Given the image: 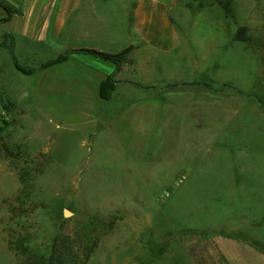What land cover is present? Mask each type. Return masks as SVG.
<instances>
[{
  "label": "rangeland",
  "instance_id": "1",
  "mask_svg": "<svg viewBox=\"0 0 264 264\" xmlns=\"http://www.w3.org/2000/svg\"><path fill=\"white\" fill-rule=\"evenodd\" d=\"M184 2L182 28L217 29L210 58L220 68L208 76L225 73L231 88L224 133L189 132L178 119L145 131L142 118L73 94L62 71L21 74L0 49V264H167L213 232L189 227L228 218L255 220L264 237V108L254 97H264V0ZM206 5L217 23L189 7ZM241 26L246 42L234 40ZM16 45L24 65L49 57ZM225 190H243L254 212H220Z\"/></svg>",
  "mask_w": 264,
  "mask_h": 264
},
{
  "label": "crops",
  "instance_id": "2",
  "mask_svg": "<svg viewBox=\"0 0 264 264\" xmlns=\"http://www.w3.org/2000/svg\"><path fill=\"white\" fill-rule=\"evenodd\" d=\"M5 1L20 14L4 24V33H12L16 44L21 38L33 60L42 53L49 56L48 60L68 50L119 54L131 48L115 75L117 83L109 100L99 97V85L115 71L113 63L72 54L66 62L48 68L62 71L57 78L71 84L69 91L85 100L91 95L103 113L114 111L122 120L142 118L145 131L165 122L177 123L178 119L189 132H226L228 125L223 123L231 121L227 118L231 112L229 81L225 73L217 78L208 76L211 69L220 68L210 58L217 29L197 35L192 28H182L179 22L187 23L184 0ZM208 8L212 6L190 10L200 14L210 11ZM210 13V21L217 23L219 18ZM6 17L5 11L0 13V19ZM223 31H227L231 47L233 31L224 25ZM204 84H211L213 89ZM105 101L119 103L107 106L102 103ZM218 122L222 124L216 127ZM229 175L233 182L240 173ZM185 179L184 175L179 181ZM241 191L227 190L226 209L220 212H252ZM199 227L213 232L183 242L167 264H264V237L255 220L228 218L222 223L189 228Z\"/></svg>",
  "mask_w": 264,
  "mask_h": 264
},
{
  "label": "trees",
  "instance_id": "3",
  "mask_svg": "<svg viewBox=\"0 0 264 264\" xmlns=\"http://www.w3.org/2000/svg\"><path fill=\"white\" fill-rule=\"evenodd\" d=\"M0 7L7 13L6 18L0 19V26L9 22L14 15L20 14L18 9L8 4L5 0H0ZM249 39L250 37L247 28L243 26L239 27L236 35L234 36V40L246 42ZM0 49H5L6 51H8V53L11 56L15 69L23 75H32L36 71H44L52 66L62 64L66 62L72 54L91 55L95 58L109 61L115 65V71L113 72V74L107 76L99 85V97L102 100H109L111 98L112 92L114 91L115 85L117 83V81L115 80V75L121 70L123 61L131 51V48H127L119 54H108L93 49L68 50L62 54H59L55 58L46 60L45 62L40 64L39 67L33 68L31 66L24 65L16 55L15 37L12 33L3 34L2 40L0 41ZM204 85L209 89H213V86L211 84H204ZM254 97L259 101L261 106L264 108V97L258 95H254ZM1 119L2 116L0 113V132L3 129V126L1 125V121L2 123L6 124V122Z\"/></svg>",
  "mask_w": 264,
  "mask_h": 264
},
{
  "label": "water",
  "instance_id": "4",
  "mask_svg": "<svg viewBox=\"0 0 264 264\" xmlns=\"http://www.w3.org/2000/svg\"><path fill=\"white\" fill-rule=\"evenodd\" d=\"M65 214H66V216H68L69 215V212H66Z\"/></svg>",
  "mask_w": 264,
  "mask_h": 264
}]
</instances>
